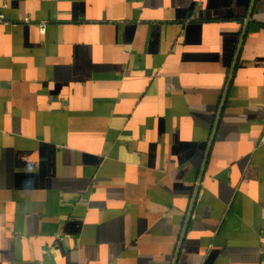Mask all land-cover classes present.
Segmentation results:
<instances>
[{
  "label": "crops",
  "instance_id": "1",
  "mask_svg": "<svg viewBox=\"0 0 264 264\" xmlns=\"http://www.w3.org/2000/svg\"><path fill=\"white\" fill-rule=\"evenodd\" d=\"M0 14V264H264V0Z\"/></svg>",
  "mask_w": 264,
  "mask_h": 264
},
{
  "label": "built area",
  "instance_id": "2",
  "mask_svg": "<svg viewBox=\"0 0 264 264\" xmlns=\"http://www.w3.org/2000/svg\"><path fill=\"white\" fill-rule=\"evenodd\" d=\"M2 18H3V14H0V19H2ZM24 20L25 21H30L29 17H25ZM46 24H47L46 21L39 22V30H40L41 33H45Z\"/></svg>",
  "mask_w": 264,
  "mask_h": 264
},
{
  "label": "water",
  "instance_id": "3",
  "mask_svg": "<svg viewBox=\"0 0 264 264\" xmlns=\"http://www.w3.org/2000/svg\"><path fill=\"white\" fill-rule=\"evenodd\" d=\"M220 112H221V110H220Z\"/></svg>",
  "mask_w": 264,
  "mask_h": 264
}]
</instances>
